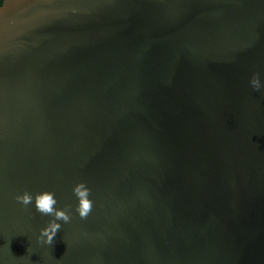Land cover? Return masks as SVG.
Segmentation results:
<instances>
[{
    "label": "water",
    "instance_id": "95a60500",
    "mask_svg": "<svg viewBox=\"0 0 264 264\" xmlns=\"http://www.w3.org/2000/svg\"><path fill=\"white\" fill-rule=\"evenodd\" d=\"M0 264H264V0H3Z\"/></svg>",
    "mask_w": 264,
    "mask_h": 264
},
{
    "label": "clouds",
    "instance_id": "9594fccd",
    "mask_svg": "<svg viewBox=\"0 0 264 264\" xmlns=\"http://www.w3.org/2000/svg\"><path fill=\"white\" fill-rule=\"evenodd\" d=\"M2 2L3 0H0V3ZM249 84L254 90H259L262 86L258 75H253L249 80ZM72 190L77 198L76 212L82 219L86 218L92 208L89 190L82 183L74 185ZM14 199L21 205H32L35 211L41 215L53 217L44 227L39 229V236L46 244H51L57 230L61 227V224L57 221H63L65 224L70 221L69 213L64 209L56 207L57 200L54 193L50 191L45 190L33 194L25 190L16 194Z\"/></svg>",
    "mask_w": 264,
    "mask_h": 264
},
{
    "label": "trees",
    "instance_id": "16d2710c",
    "mask_svg": "<svg viewBox=\"0 0 264 264\" xmlns=\"http://www.w3.org/2000/svg\"><path fill=\"white\" fill-rule=\"evenodd\" d=\"M1 4V3H0Z\"/></svg>",
    "mask_w": 264,
    "mask_h": 264
}]
</instances>
